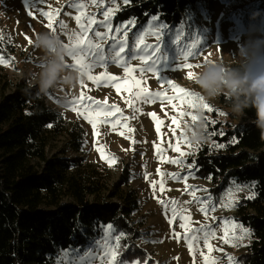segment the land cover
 Segmentation results:
<instances>
[{
    "label": "rangeland",
    "instance_id": "1",
    "mask_svg": "<svg viewBox=\"0 0 264 264\" xmlns=\"http://www.w3.org/2000/svg\"><path fill=\"white\" fill-rule=\"evenodd\" d=\"M128 1L43 0L39 3L38 0H0V57L3 58L0 80L7 82V92L18 87L34 92L36 88L30 87L34 84L30 76L42 67L43 53L33 41L37 33L51 31L50 18L53 28L66 44L70 42L69 35L81 30L80 23L87 24L89 17L97 22L104 21V12L111 10L107 27L93 23L84 36L100 45L106 58L91 69V75L101 78V82L81 73L82 79L76 88L60 86L42 95L53 109L63 113L70 126L79 123L84 129L81 151L73 149L68 137L63 135L51 141L47 147L48 155L79 163L82 169L90 172L95 169L88 164L98 165L108 173V188L97 196L89 194L91 201H120L118 195L112 194L123 187V177L129 176L123 188L136 191L139 198V208L129 222L141 234L135 243L146 251V257L130 260L123 255V259L139 261V264H211L213 260L215 264H229L230 257L238 261L253 239L249 225L239 219L238 203L253 196V189L234 178L222 177L213 182L197 176L195 162L188 159L197 144L188 141L184 127L191 117L179 114L194 113L198 120L199 111L206 121L212 122L213 117L218 116L223 122L222 128L230 120L233 124L247 123L242 113L235 114L231 109L221 107L218 97L207 98L193 81L206 60H220L232 68L250 62L264 63L261 0H201L200 7L192 9L183 24L167 26L153 15L140 27L135 23L115 21L116 12ZM44 12L49 15H43ZM77 17L81 18L80 23ZM61 21L65 25L63 30L59 26ZM93 29L108 35L101 40L94 36ZM114 38L118 46L113 50ZM119 41L124 43L119 44ZM146 45L154 47L146 48ZM193 50L198 55H188ZM66 59L72 63L70 57ZM184 64L198 67L187 68ZM126 67L131 72H127ZM145 67L154 70L141 72ZM189 72L194 73L192 78H189ZM105 76L117 79L104 83ZM132 78L140 82L139 87L161 93L160 98L148 103L134 99L136 89H130ZM168 81L199 93L203 100L193 108L188 103L167 99L178 94ZM74 98L79 103L73 104ZM97 101L115 105L120 111L111 109V114L106 117L109 122L104 123L102 110H93V102ZM204 104L212 110L204 108ZM85 115L92 122L85 119ZM173 160L182 163H172ZM172 174H178L180 178L174 179ZM230 189L231 197L228 196ZM209 196L211 201L204 199ZM195 197L204 199L203 204ZM230 199L235 203H230ZM172 200L179 202L178 212L183 209L182 214L190 217V222L185 221L188 229L207 225L204 231H213L207 243L203 238L194 240L190 248V242L184 238L186 229H182L179 219H173L171 211L166 212L165 205L160 203ZM209 203L215 205L214 210L202 212L201 207ZM236 225L248 229L250 235H243ZM199 235L202 237L203 233ZM101 236L89 239L83 248L75 249L83 252ZM237 236L242 239H235ZM62 253L58 255L57 264Z\"/></svg>",
    "mask_w": 264,
    "mask_h": 264
},
{
    "label": "trees",
    "instance_id": "2",
    "mask_svg": "<svg viewBox=\"0 0 264 264\" xmlns=\"http://www.w3.org/2000/svg\"><path fill=\"white\" fill-rule=\"evenodd\" d=\"M200 5L201 0H129L116 12L115 21L140 27L156 15L157 21L178 26ZM234 68L252 76L264 71V63ZM6 89L7 82L0 80V264H57L60 252L83 248L89 239L101 236L106 225L125 234L120 242L127 245L124 257L143 260L146 251L135 243L141 234L129 222L139 208V198L136 191L123 188L129 176L123 177V187L112 194L120 201H91L89 194L97 196L108 188V173L94 164L88 165L95 172L87 171L47 151L51 141L63 135L73 149L81 151L82 125L70 126L37 88L34 92L22 87L13 92ZM218 101L231 109L227 96L220 95ZM242 114L247 123L230 120L224 128L218 116L214 122L208 119V138L188 159L195 162L198 177L213 182L229 177L252 187L254 198L244 199L237 208L253 238L238 264H264V135L256 126L255 108H246Z\"/></svg>",
    "mask_w": 264,
    "mask_h": 264
},
{
    "label": "snow or ice",
    "instance_id": "3",
    "mask_svg": "<svg viewBox=\"0 0 264 264\" xmlns=\"http://www.w3.org/2000/svg\"><path fill=\"white\" fill-rule=\"evenodd\" d=\"M39 3H43V0H38ZM95 2V0H94ZM110 11L104 12L105 20L104 21H94L92 18H87L88 23H80L81 18L77 17L78 23H80V31L79 32H73L71 35H69V43L64 44L65 49L67 50V57H70L72 60V63H67V67L74 68L80 73L88 74L90 79H93L95 82L100 83L101 78L99 77H93L91 75V69L95 67L98 63H103L105 61V56L102 54L100 45L94 44L92 39L89 37L87 39L84 38L85 33L88 31V28L91 27V24L98 23L101 26H108L107 17L110 15ZM43 15H49L47 12L42 13ZM49 28L52 32H56V29L53 28L50 18ZM60 29L63 30L65 28V25L63 22H59ZM117 31H120L117 29ZM93 34L95 37L100 38L103 40L108 34L107 33H101L99 31H96L93 29ZM31 43V41H30ZM123 41H119V44H123ZM118 46L117 41L115 38L112 41V48L113 50ZM146 48H153L152 45H146ZM123 51V48H121V52ZM119 53L117 54V59H119ZM188 55L195 56L198 55V52L193 50L188 53ZM110 58V57H109ZM187 58V57H185ZM90 61V62H89ZM0 62H3V58L0 57ZM206 63L211 61H205ZM126 64V61H124ZM183 67L187 68H193L198 67V65H191V64H184ZM154 70L152 67H145L141 68V72L145 71H151ZM127 72H131V69H128L126 67ZM194 73L189 72L188 76L189 78H192ZM116 77H107L105 76V79L103 80L104 83H107L109 81L116 80ZM169 85L176 90L178 93L177 95H173L170 97H166L169 100H179L181 103H188L190 107L195 108L196 103L198 101L203 100V97L200 96L199 93L191 92L185 88L180 87L179 85L173 84L171 81H168ZM140 82L132 78V83L130 86L131 88H135L136 90L133 92V98H138L143 103L153 102L155 99L160 98L161 93H153L149 92L147 89L139 87ZM117 91H120V88L117 87ZM90 99V98H88ZM73 104L79 103L78 100L75 98L72 101ZM95 104V109H100L103 112L102 122L108 123L109 121L106 119L108 115L111 114L110 110L115 109V111L119 112L120 110L115 105H108L106 103L101 104L100 102H93ZM204 108L211 111L212 109L209 107V105L204 104ZM75 110V109H74ZM180 116H190L191 121L195 123L197 121V116L194 113L190 112H181L179 114ZM85 119H88L89 122L91 121V118L87 115L84 117ZM175 119V118H173ZM93 127H95V124H93ZM198 146V144H197ZM214 147L217 145H213ZM218 147H223V145H218ZM181 155H185L182 153ZM172 163H177L182 161H171ZM192 166H189L191 168ZM191 174V173H189ZM172 178L178 179L180 178L178 174H172ZM155 183V182H154ZM189 187H195V186H189ZM236 189L239 190V186L235 185ZM161 190H163V184H161ZM206 191V190H205ZM232 190L230 189L228 192V196L231 197ZM249 199L254 198L253 196H249ZM196 201L203 204L204 199H207L208 201H211V197H206L204 199L200 197H195ZM230 203H235V201L229 200ZM161 204L165 205V211H171L173 219H179L180 223L179 226L182 229H186L185 232V239L188 240L189 246L191 248V241L194 240H200L203 238L205 243H207L210 236L213 235V231L209 229L207 232L204 231L205 228L208 226L205 225L202 228L199 229H188L185 221L190 222V217L184 216L183 209H181L179 212L177 211V208L179 207V202L172 200V201H161ZM215 205L212 203H209L205 207H201V211H207V210H214ZM171 223V221H170ZM235 227H239L243 235H250V231L248 229H244L242 226L236 225ZM199 233H203V236L201 237ZM179 236V234H176ZM235 239H242V236L234 237ZM125 239V234L118 232L113 225H106L102 226V236L99 240H95L91 243L89 248L85 249L83 252L77 249L67 250L62 253L61 259L59 264H139V261H127L122 258L123 250L127 248V245H121V240ZM211 264H215V260L211 261ZM229 264H238V261L235 260L234 257L229 258Z\"/></svg>",
    "mask_w": 264,
    "mask_h": 264
},
{
    "label": "clouds",
    "instance_id": "4",
    "mask_svg": "<svg viewBox=\"0 0 264 264\" xmlns=\"http://www.w3.org/2000/svg\"><path fill=\"white\" fill-rule=\"evenodd\" d=\"M35 47L43 53L42 67L34 71L30 78L34 84L30 87L38 89V94L46 95L50 90L63 86L76 88L82 79L81 73L67 67V50L64 41L52 31L40 32L33 41ZM197 88L209 99L225 95L231 99V111L240 114L246 108H255L256 126L264 135V71L255 75H241L237 69L215 60L201 64L193 81ZM243 97V99H241ZM199 119L189 121L185 127V135L193 144L207 140V121L203 113L197 111Z\"/></svg>",
    "mask_w": 264,
    "mask_h": 264
}]
</instances>
